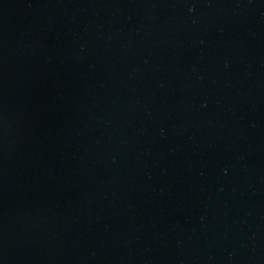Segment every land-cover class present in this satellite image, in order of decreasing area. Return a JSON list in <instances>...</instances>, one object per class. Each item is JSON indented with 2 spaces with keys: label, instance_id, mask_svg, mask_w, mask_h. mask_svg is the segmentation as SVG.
Wrapping results in <instances>:
<instances>
[{
  "label": "water",
  "instance_id": "1",
  "mask_svg": "<svg viewBox=\"0 0 264 264\" xmlns=\"http://www.w3.org/2000/svg\"><path fill=\"white\" fill-rule=\"evenodd\" d=\"M0 264H264V0H0Z\"/></svg>",
  "mask_w": 264,
  "mask_h": 264
}]
</instances>
